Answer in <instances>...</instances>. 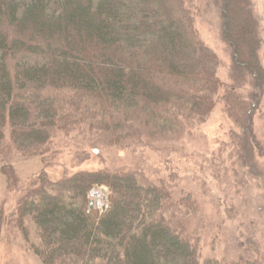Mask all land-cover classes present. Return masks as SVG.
Returning <instances> with one entry per match:
<instances>
[{"label": "trees", "instance_id": "16d2710c", "mask_svg": "<svg viewBox=\"0 0 264 264\" xmlns=\"http://www.w3.org/2000/svg\"><path fill=\"white\" fill-rule=\"evenodd\" d=\"M221 14L234 64L252 80L247 97L234 85L221 93L215 55L163 0H0V156L8 141L24 157H47L58 131L84 126L121 148L176 141L220 100L253 156L264 96L259 18L252 0H221ZM2 170L16 179L12 165ZM103 185L109 203L98 212L90 192ZM188 198L137 169L57 181L43 172L14 223L43 264H256L202 261L199 241L176 221Z\"/></svg>", "mask_w": 264, "mask_h": 264}, {"label": "rangeland", "instance_id": "374dc122", "mask_svg": "<svg viewBox=\"0 0 264 264\" xmlns=\"http://www.w3.org/2000/svg\"><path fill=\"white\" fill-rule=\"evenodd\" d=\"M252 1L259 18L264 66V0ZM163 2L175 19L184 17L193 26L215 55L217 75L224 84L221 93L234 85L238 94L247 97L252 80L235 66L223 37L221 0ZM254 125L259 144L253 156L242 151V129L229 117L223 100L205 122L176 141L121 148L93 137L84 126V131L70 134L58 131L52 153L44 158L24 157L7 141V152L0 156V264H43L14 223L20 197L38 184L43 172L57 181L80 170L98 169H137L155 182L165 181L177 199L191 197L177 209L176 221L199 241L202 261L248 258L264 264V96ZM7 164L15 169L14 181L2 170ZM109 192L104 185L90 192L98 212L107 208ZM191 202L195 210L188 211Z\"/></svg>", "mask_w": 264, "mask_h": 264}]
</instances>
